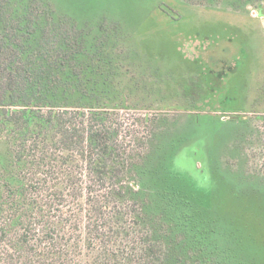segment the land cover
Segmentation results:
<instances>
[{
  "label": "trees",
  "instance_id": "16d2710c",
  "mask_svg": "<svg viewBox=\"0 0 264 264\" xmlns=\"http://www.w3.org/2000/svg\"><path fill=\"white\" fill-rule=\"evenodd\" d=\"M174 1L264 16V0ZM146 57L117 21L0 0V264H264L209 200L264 195V82L261 104L241 85L215 101L209 79L173 104L170 67ZM198 139L204 160L182 155Z\"/></svg>",
  "mask_w": 264,
  "mask_h": 264
},
{
  "label": "rangeland",
  "instance_id": "374dc122",
  "mask_svg": "<svg viewBox=\"0 0 264 264\" xmlns=\"http://www.w3.org/2000/svg\"><path fill=\"white\" fill-rule=\"evenodd\" d=\"M50 1L59 11L80 24H93L101 20L121 23L127 33H131L136 39L140 50L144 51L145 48L146 60L157 65L159 72L170 67V74L164 80L172 86L168 98L173 104L195 102L193 98H197L199 92L194 87L204 88L208 79L215 89V101L222 99L226 92L227 96L235 97V87L240 85V92L245 99L248 98V101L252 100L255 104L263 101L262 91L258 89L263 87L264 75H260L254 68L264 67V54L254 53V47L256 39L262 37L260 30L264 35V16L260 17L252 7L248 16L181 5L174 0ZM251 25L256 34L250 32ZM224 48L225 51H222ZM197 57L200 60L194 63L192 59ZM231 66L233 67L229 69ZM208 70H213L209 72V76L206 75ZM221 70L226 74L217 77ZM256 73L258 78L253 84L257 87L248 91L249 83H252L251 77ZM233 107L236 105H231ZM172 113L175 112H169ZM169 117L175 118L171 115ZM255 124L264 134V119ZM200 131L204 130L199 128L196 136L203 137L204 134L199 135ZM204 142L205 139L201 142L196 140L193 146L184 149L182 155L197 152L193 154L195 158L204 160V153L200 148V145L204 146ZM260 149H264V145ZM249 159V166L258 161L254 154ZM195 167L200 168L201 164L195 163ZM209 200L217 202L218 211L228 219L229 229H236L242 239L241 243L257 247L264 254L263 194L228 192L217 197L209 196Z\"/></svg>",
  "mask_w": 264,
  "mask_h": 264
}]
</instances>
